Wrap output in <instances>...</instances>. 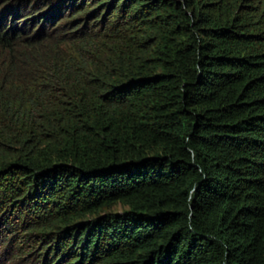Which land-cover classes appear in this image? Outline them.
<instances>
[{
	"label": "trees",
	"instance_id": "1",
	"mask_svg": "<svg viewBox=\"0 0 264 264\" xmlns=\"http://www.w3.org/2000/svg\"><path fill=\"white\" fill-rule=\"evenodd\" d=\"M26 1L0 264H264V0Z\"/></svg>",
	"mask_w": 264,
	"mask_h": 264
},
{
	"label": "rangeland",
	"instance_id": "2",
	"mask_svg": "<svg viewBox=\"0 0 264 264\" xmlns=\"http://www.w3.org/2000/svg\"><path fill=\"white\" fill-rule=\"evenodd\" d=\"M21 1H25V0H21ZM17 2V14H18V18L15 21V24L13 25L14 29H8V23H5L4 20H2L1 25H0V31H2V33L7 37L9 34H12V37H17L18 36V32L19 29H23L22 33H26L27 30L30 31V29L35 26V25H43V18L42 17H38L37 15L39 13H43L46 11L45 7H42L40 9H30L28 7H25L26 5H23V3L20 2V0H0V7L2 5H6V4H12ZM32 17H35L34 20H36L35 23H30L31 21H34ZM30 18V20L28 19ZM32 18V20H31ZM21 22H23V25L21 24ZM46 21H44L45 23ZM30 24V25H29ZM18 25V27H17ZM26 26V27H25ZM37 27V28H38ZM36 28V29H37ZM27 29V30H25ZM35 29V30H36ZM12 33H10V32ZM28 31V32H29ZM2 51L0 50V56L2 55Z\"/></svg>",
	"mask_w": 264,
	"mask_h": 264
},
{
	"label": "clouds",
	"instance_id": "3",
	"mask_svg": "<svg viewBox=\"0 0 264 264\" xmlns=\"http://www.w3.org/2000/svg\"><path fill=\"white\" fill-rule=\"evenodd\" d=\"M20 2L23 3V5H26L25 7H28V8L30 7V6H28V1H26V0L21 1L20 0ZM18 6H20V5H18ZM18 6H17V2L16 3L12 2V4H6V5H2L0 7V25H1L2 20H4L5 23H8V29H14V27H13V25L15 24L14 20H16L18 18V14L16 12ZM29 10H30V8H29ZM42 15H43L42 13H39L37 16L41 17ZM32 18H33V20L35 19V17H32ZM32 18H31V20H32ZM28 19L30 20V18H28ZM35 22H36V20L31 21L30 23H35ZM21 24L23 25V22H21ZM37 26L38 25L33 26L31 28V30L35 29ZM17 27H18V25H17ZM25 30H27V29H25ZM22 31H23V29H19V31H17V32L20 34V32H22ZM27 31H29V30H27ZM0 32H2V31H0ZM10 33H12V32H10Z\"/></svg>",
	"mask_w": 264,
	"mask_h": 264
}]
</instances>
